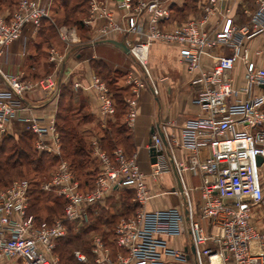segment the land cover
Wrapping results in <instances>:
<instances>
[{
  "label": "built area",
  "instance_id": "obj_1",
  "mask_svg": "<svg viewBox=\"0 0 264 264\" xmlns=\"http://www.w3.org/2000/svg\"><path fill=\"white\" fill-rule=\"evenodd\" d=\"M105 4L89 2L90 20L105 18L106 32L143 35L125 44L153 94H157L158 87L147 65L153 41L182 45L181 59L187 71L198 70L191 78L196 85L192 99L201 113L192 124L180 129L177 138L164 134V144L159 134L153 133L148 146H154L156 151L150 174L159 176L170 168L175 171L183 208L174 205L145 209L149 196L145 174L135 154L127 155L120 147L113 149L112 160L99 152L103 168L87 191L80 190L69 162L60 158L48 179L40 182V189L53 191L65 200L61 217L37 221L28 212L27 179H13L0 187V262L15 259L20 264H62L54 248L67 233L66 221L83 222L91 205L113 188L126 186L134 190L137 206L115 226L118 249L114 257L96 239L91 248L92 260L84 253L74 252L81 264H190L191 257V264H264V64L250 57L248 46L251 38L264 34V0H255L248 24L239 27L230 16L229 0H201L200 18L187 19L172 28L165 27L170 18L169 0H117V5L126 10L125 22L115 19ZM212 15L218 16L217 23L222 20L219 28L213 25V30L206 27ZM45 16L47 7L41 0H18L6 15L0 14V46L18 37L26 24L38 26ZM61 37L70 39V34L64 32ZM217 47L226 48L229 53L213 56L210 68H200L201 57ZM255 52L264 55V48H256ZM238 58L243 61L244 71L243 83L236 87L232 68ZM50 78L47 76L42 82L52 84ZM132 81L137 87L144 83L141 77ZM95 83L101 113H112L114 101L107 87L98 80ZM6 85L0 90V138L15 117L9 98L32 87L30 82L16 80H6ZM128 102V118L132 121L136 102ZM25 121L29 123L27 129L36 135L35 148L60 156L59 134L52 120ZM174 146L189 151L186 163L174 158ZM258 156L263 158L260 163ZM185 170L199 176L198 210L184 180ZM185 230L193 250L191 245L190 249L175 247L167 239Z\"/></svg>",
  "mask_w": 264,
  "mask_h": 264
},
{
  "label": "crops",
  "instance_id": "obj_2",
  "mask_svg": "<svg viewBox=\"0 0 264 264\" xmlns=\"http://www.w3.org/2000/svg\"><path fill=\"white\" fill-rule=\"evenodd\" d=\"M41 1L47 7V16L43 17L42 24H26L18 37L7 45L0 46V90L6 89V80L32 83L30 89L23 91L19 96L9 98L8 103L15 110V117L8 122L6 134L18 138L31 131L27 129L29 123L25 121L26 118L40 119L43 122L52 120L59 134L61 155L58 125L64 116L73 118L75 128L86 137L89 155L99 168L98 174L103 168L99 152H104L112 160L113 149L120 147L127 155L135 154L136 162L145 174L149 189L145 209L180 205L182 197L174 170L170 168L159 176L150 174L148 146L151 135L158 134L159 131H162L163 135L177 138L180 129L192 124L195 117L201 113L199 106L193 103L192 99L196 85L191 82V78L198 70L192 73L187 71L181 59L183 46L162 41H153L150 44L147 65L151 78L158 87L157 94H153L149 81L143 78L142 69L130 53H124L113 44L101 41L105 38H115L132 42L143 35L134 32L125 35L120 32H106L103 29L105 18H89L91 0H85L87 7L85 14L81 16L83 27L80 29L74 24L55 23L54 13L58 12L52 9L54 0ZM100 1H105L115 19L121 18V21L125 22L123 15L126 10L117 5V0H97ZM169 1L170 18L165 24L166 28H172L190 18L201 17V0ZM229 5L230 16L236 27L248 24L249 14L256 7L255 0H229ZM9 11L6 7L2 8L0 14L6 15ZM217 19V15H212L206 27L213 30L212 27L216 24L215 27L219 28L222 20L217 23ZM50 22L55 25L52 36L49 35L51 31L43 29V26H48ZM141 27L144 32L146 25L143 23ZM64 32L70 34V39L61 37ZM248 46L250 57L257 63L264 64V55L259 56L255 52L256 48H264V34L251 38ZM228 53V49L217 47L201 57L200 68H210L213 56ZM243 71V61L238 58L232 68L233 83L236 87L243 83ZM47 76L52 77V84L42 82ZM134 77L143 78V85L137 87L132 81ZM96 80L107 87L115 102V98L120 97V108L115 105L112 113H101ZM129 100L136 102V115L132 121L128 118ZM122 127L125 131H122ZM109 137L111 138L108 140ZM35 139L34 134V141ZM163 153L168 155L167 150H163ZM188 153L184 148L173 147V156L177 161L186 163ZM183 176L191 188V195L198 210L199 193L196 186L199 176L188 170L183 172ZM167 183L173 184L171 189L163 188ZM167 239L175 247L190 249L191 242L187 230L175 237L168 236Z\"/></svg>",
  "mask_w": 264,
  "mask_h": 264
},
{
  "label": "trees",
  "instance_id": "obj_3",
  "mask_svg": "<svg viewBox=\"0 0 264 264\" xmlns=\"http://www.w3.org/2000/svg\"><path fill=\"white\" fill-rule=\"evenodd\" d=\"M18 0H0V9L7 8L11 10ZM193 2V0H190ZM61 6L62 12H59L57 7ZM85 0H54L52 9L54 12H58L54 16L55 23L64 22L66 24H74L77 28H82L81 16L86 12ZM62 13V14H61ZM44 18H41L42 24ZM47 28L49 35H53L55 25L51 22ZM48 35V34H47ZM113 88V87H111ZM114 89V88H113ZM118 96V94L115 92ZM113 97V96H112ZM114 101V108H120V97H116ZM61 139V155L55 156L50 153L38 151L33 148L34 134L31 131H27L20 135L18 138H14L8 134L1 137L0 141V187L6 186L10 183L11 178L15 174L20 175L22 172L31 171L35 175H38L40 171L45 170L48 165L58 162L60 158L68 160L70 167L75 175V178L79 182V188L82 191H87L94 185V180L98 175L99 168L95 160L89 155V147L87 145L86 137L80 133L74 126L73 118L64 116L62 122L58 125ZM122 131L125 129L122 127ZM111 137L108 138V140ZM29 181V206L28 212L32 213L37 221L51 220L55 215H45L40 213V209H49V211H55L56 206H62L65 200L62 197L57 196L53 191L41 190L39 182L36 177H33ZM118 188V187H117ZM120 209L123 216H127V212H132L137 204L135 201L130 202L126 197L122 199ZM126 210V212H124ZM63 213V211H62ZM62 215V214H61ZM116 215L115 213L113 216ZM93 228L88 224L83 228L81 232H72L66 237L58 239L54 248L55 253L59 255L63 264H80L74 255V250H80L88 255L90 260L92 254L86 250L82 243V236L87 234L89 229ZM117 246L114 240V246L111 248V256L114 257Z\"/></svg>",
  "mask_w": 264,
  "mask_h": 264
},
{
  "label": "rangeland",
  "instance_id": "obj_4",
  "mask_svg": "<svg viewBox=\"0 0 264 264\" xmlns=\"http://www.w3.org/2000/svg\"><path fill=\"white\" fill-rule=\"evenodd\" d=\"M57 9L59 12H62L61 6H58ZM69 25H72V24H69ZM143 78L147 79L146 76L144 75H143ZM1 140L2 139L0 138V141ZM33 146H34V141H33ZM33 148H35V146ZM56 164H57V161L51 165H48L45 168V170L40 171L38 175H35L30 170L26 171V169L20 175L15 174L14 172V175L11 178V181L13 179H21V178L29 180L33 177H36L40 181L46 180L48 179L49 174L54 170ZM184 176L186 177L185 173H184ZM174 182L176 183L175 178H174ZM172 186L173 184L168 185L167 183L166 185L163 186V188L171 189ZM39 187H40V182H39ZM124 197H126V200L128 199L130 202H133L134 190L126 186L113 188L111 192L108 195H106L103 199H101L100 201L94 203L93 205L89 207L87 216L83 222L66 221L67 233L64 237L71 234L72 232H81L85 226L90 224L93 226V228L89 229L88 233L82 236V243L80 244L81 245L84 244L86 250H88L89 253L92 254L91 248L93 246L94 240L98 239L100 240L103 246L107 247V249L109 250V254L111 255L110 250L114 246V240H115V233H114L115 226L122 217H126V216H123V214H121L122 216H120V212H122L120 209V204L123 201L122 199H124ZM28 206H29V203H28ZM179 208L180 210H182L183 207L181 204L179 205ZM62 211H63L62 206L61 207L56 206L55 211H49V209L47 210L40 209V213L43 216L53 214L56 217H61ZM133 211L127 212L126 213L127 216L131 215ZM124 212H126V210ZM114 213L116 215L113 216ZM45 221H50V220H45ZM75 251H77V249H75L74 252ZM83 253L88 258V255L85 252ZM88 259L90 260V258ZM61 263L63 264L62 261ZM0 264H20V262L15 259H7V260L0 262Z\"/></svg>",
  "mask_w": 264,
  "mask_h": 264
},
{
  "label": "water",
  "instance_id": "obj_5",
  "mask_svg": "<svg viewBox=\"0 0 264 264\" xmlns=\"http://www.w3.org/2000/svg\"><path fill=\"white\" fill-rule=\"evenodd\" d=\"M101 41L113 44L115 47L119 48L124 53H128L129 52V49H128L127 45L125 44L124 40H118V39H115V38H105V39H102ZM158 134H159L160 138L162 139L163 143L165 144L166 140H165V137H164L162 131H159ZM149 154H150V161L151 162H155V160H156V157H155L156 151H155V147L154 146H150L149 147ZM262 159L263 158L261 156H258L257 157L258 163H260L262 161ZM174 174H175V171H174ZM177 187L179 189L181 188V185H180V182L178 181V179H177ZM191 249L193 250V246L192 245H191Z\"/></svg>",
  "mask_w": 264,
  "mask_h": 264
},
{
  "label": "bare ground",
  "instance_id": "obj_6",
  "mask_svg": "<svg viewBox=\"0 0 264 264\" xmlns=\"http://www.w3.org/2000/svg\"><path fill=\"white\" fill-rule=\"evenodd\" d=\"M215 258V257H214Z\"/></svg>",
  "mask_w": 264,
  "mask_h": 264
}]
</instances>
